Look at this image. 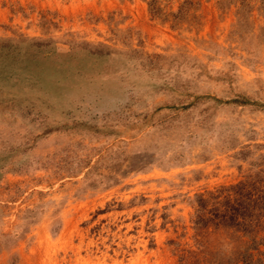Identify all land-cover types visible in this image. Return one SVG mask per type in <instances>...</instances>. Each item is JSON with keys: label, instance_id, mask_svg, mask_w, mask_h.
Listing matches in <instances>:
<instances>
[{"label": "rangeland", "instance_id": "obj_1", "mask_svg": "<svg viewBox=\"0 0 264 264\" xmlns=\"http://www.w3.org/2000/svg\"><path fill=\"white\" fill-rule=\"evenodd\" d=\"M0 53V264H240L264 0H0Z\"/></svg>", "mask_w": 264, "mask_h": 264}, {"label": "trees", "instance_id": "obj_2", "mask_svg": "<svg viewBox=\"0 0 264 264\" xmlns=\"http://www.w3.org/2000/svg\"><path fill=\"white\" fill-rule=\"evenodd\" d=\"M2 56L3 54L0 53V58ZM1 70H4L2 65H0V79L4 80L1 77ZM235 103L242 104V102ZM230 189L235 190L234 198H226L225 203L221 206L222 210L206 211L207 202L200 196L199 210L196 213L194 224L202 230L208 222H212L215 226L221 225L242 233L248 237V242L239 252L237 262L240 264H264V251L259 249L260 246H264V236L258 235L264 224V186H256L254 183L238 184ZM208 213L213 218H206ZM253 252L257 253L255 258Z\"/></svg>", "mask_w": 264, "mask_h": 264}]
</instances>
